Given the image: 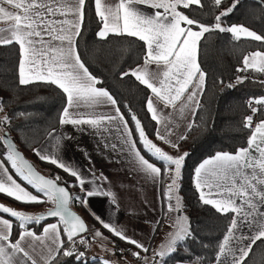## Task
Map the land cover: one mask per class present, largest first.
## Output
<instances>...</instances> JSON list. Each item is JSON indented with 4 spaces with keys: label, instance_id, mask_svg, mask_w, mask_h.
Instances as JSON below:
<instances>
[{
    "label": "snow or ice",
    "instance_id": "1",
    "mask_svg": "<svg viewBox=\"0 0 264 264\" xmlns=\"http://www.w3.org/2000/svg\"><path fill=\"white\" fill-rule=\"evenodd\" d=\"M213 2L219 7L223 0ZM239 2L234 0L214 17L212 25H206L180 10L181 7L186 10L193 6L202 8V0H115L114 3L94 0L95 15L102 24L96 35L101 40H107L110 35L129 36L138 38L145 45L143 63L119 75L121 79L131 76L150 90L151 94L146 97V110L156 123L158 141L173 148L178 146L171 140L174 133L170 118L158 105L178 111L181 115L189 110L193 116L200 107L199 97L205 88L206 73L200 66L199 46L206 33L219 31L230 33L234 41L250 39L264 43V35L243 24L222 25V19L232 13ZM259 4L264 10V0H259ZM145 7L152 11L145 12ZM85 8L86 0H0V22L6 25L0 27V46L18 45L19 85L44 83L61 90L66 103L58 117L60 125H86L101 137L105 134L113 137L117 142L109 144L105 140V148L119 149L139 172L153 182L161 181L162 177L168 179L162 195L165 215L176 214L173 231L167 234L165 243L153 250L152 258L154 264H166L165 258L178 250L180 242L193 235L178 194L182 168L189 154L185 152L173 156L158 146L148 137L144 125L134 113H131V120L135 129H131L116 98L108 89L99 86L103 81L90 72L78 50ZM152 65H155V70H152ZM249 70L264 74V51L256 50L243 55L242 66L237 71L245 73ZM247 79V76L236 77L239 84ZM228 87L235 85L229 84ZM101 105H110L114 114L81 111ZM247 107L252 113L243 119V127L251 132L247 146L238 148L234 153L216 152L194 169V187L199 201L211 206L217 214L231 215L217 244L215 264H247L254 246L258 242L264 243V119L254 122L255 114L264 110V96L250 98ZM3 111L4 101L0 98V112ZM194 123L188 124L189 130ZM10 124L9 115L0 116V145L5 148L0 153V194L15 202L50 203L52 207L45 213L32 215L0 204V264H56L60 255L83 262L85 252L78 251L77 245L90 247L84 235L88 227L71 210L70 204L77 200L87 205V198L106 197L115 206L118 203L116 194L105 190L99 183L92 190L86 189L89 181L79 171L62 162L57 154L47 152L44 146L34 148L33 152L41 161L57 166L75 179L85 198L74 197L67 187L60 184V176L49 178L42 175L24 157L4 131ZM134 132L138 140L134 138ZM54 133L55 129L48 136L52 137ZM55 139L58 147L61 138L56 136ZM179 139H186V136ZM150 158H155L162 166H157ZM9 168L13 171L10 172ZM17 178L35 189L37 194L27 190ZM106 179L102 174L97 178ZM3 214L18 222L19 231L15 239L14 221L4 218ZM48 217L57 220L46 223L41 233L29 227L33 223L40 224ZM95 218L115 237L138 249L131 255L148 264V257L141 256V251H150L145 244L127 236L123 229L104 222L98 215ZM159 224L158 221L157 228ZM244 228L248 229L247 233ZM99 237L102 233L96 230L94 238ZM65 238L69 246H66ZM103 264L112 262L104 259ZM260 264H264V257H261Z\"/></svg>",
    "mask_w": 264,
    "mask_h": 264
},
{
    "label": "trees",
    "instance_id": "2",
    "mask_svg": "<svg viewBox=\"0 0 264 264\" xmlns=\"http://www.w3.org/2000/svg\"><path fill=\"white\" fill-rule=\"evenodd\" d=\"M233 2L234 0H223L221 6L217 7L213 0H202V8L193 6L186 10L181 7L180 10L200 23L212 25L215 22L214 17ZM221 23L224 27L243 24L258 34L264 35V10L258 3L243 0L232 13L222 19ZM100 26L99 19L94 12V0H86L85 21L81 36L78 38V50L81 57L90 72L103 81L99 86L108 89L116 98L131 129H135V124L131 120V113H134L144 125L148 137L153 139L155 122L151 120L146 110V97L150 95V91L135 81L133 77L121 79L119 75L143 61L145 45L137 38L129 36L110 35L107 40H101L96 35ZM256 50L264 51V43L250 39L234 41L230 33L212 31L206 33L201 39L199 62L206 73L205 88L199 99L200 107L193 118L194 126L188 129L185 134L186 139L180 140L177 146L182 153L189 154L182 168L179 195L182 198V210L189 218L193 235L180 242L178 250L165 258L166 264H213L215 262L217 244L225 233L231 215L217 214L211 206H205L199 201L194 187V169L216 152L234 153L238 148L247 146V138L251 132L243 127L242 121L247 111L246 99L250 96L264 95V84L249 79L239 84L236 77L237 68L242 66L243 55ZM18 62V45L0 46V98L4 101L3 112L11 118V124L5 127V131L9 133L19 150L33 156V149L45 139L50 131L58 127V117L66 100L61 90L53 85L44 83L19 85ZM229 84L235 87L229 88ZM261 117H264V111L261 112ZM133 134L136 136L135 132ZM4 151V146L0 145V153ZM150 159L156 161L153 158ZM31 160L40 172L48 170L49 177L60 176V184L67 187L74 197L84 198L75 179L68 173L51 163L34 158ZM158 163L162 166L161 162ZM9 170L13 171L11 168ZM20 181L32 191L31 186ZM0 199H7L25 208L39 205L15 202L4 194H0ZM161 200L160 224L158 228L156 226L152 240L159 234L165 220L162 193ZM70 205L77 208L79 211L75 210L78 213L84 214L87 220L89 218L91 224L97 225L83 203L73 200ZM48 221L56 220H44L40 224L33 223L29 227L38 229ZM13 229V238H15L19 231L18 222L14 221ZM103 233L114 244L124 243L105 230ZM65 244L69 246L66 238ZM85 249L86 246L77 245L78 251ZM113 250L117 256L123 257L122 253L116 250L115 245ZM261 257H264V243L258 242L247 264H260ZM141 263L144 264V262ZM56 264H103V260L87 255L81 262L75 260L74 257L60 255Z\"/></svg>",
    "mask_w": 264,
    "mask_h": 264
},
{
    "label": "crops",
    "instance_id": "3",
    "mask_svg": "<svg viewBox=\"0 0 264 264\" xmlns=\"http://www.w3.org/2000/svg\"><path fill=\"white\" fill-rule=\"evenodd\" d=\"M108 2L114 3L115 0H108ZM143 10L145 12L152 11L146 7L143 8ZM0 27H6V25L3 22H0ZM101 27L102 24L100 28ZM142 63L143 61L139 64ZM151 68L152 70H155V65H152ZM158 108H161L164 115L170 118L174 133L171 136V140L173 143L178 145L180 142L179 138L181 136H185L186 132L188 131V124L193 121L194 116L192 115V112L185 110V112L181 115L178 111L172 109H163L162 105H158ZM81 111H96L114 114V109H112L110 105H101L95 109H81ZM262 119H264V117ZM56 136L61 138L58 147H56ZM105 140H107L109 144L117 142L113 137H108L106 134L104 137H101L94 129L86 125L73 126L59 124L55 129L53 136L49 137L47 134L45 139L36 148L44 146L47 152L57 154L62 162L79 171L80 174L87 181H89V183L85 185L86 189L92 190L96 186V183H99L105 190H111L116 194L118 203L115 206L110 203V198H87L88 203L87 205L84 204V206L93 220L97 222V225H94L93 223L89 224L85 218L83 219L86 223L88 222L87 226L91 229V232L95 233L96 230H99L104 238H94V236L92 237L88 228L85 238L88 240L90 247H86V249L83 251L85 252V256L88 255V249H91V256H94V258L97 257L104 260L106 258H111L110 256L112 254L117 257V261H119L120 264H130L125 258L115 254L113 250L114 242L103 233V230L109 232L110 234L112 233L108 229L103 228L102 224L98 222V220L95 218V216L98 215L104 220V222L111 223L115 227L123 229L127 236L145 244V246L148 247L150 251L148 253L141 251L142 257L147 256L148 264H152L153 250L158 249L162 243H165L168 239L167 234L173 231L172 223L174 218L171 217V215H165V220L159 234L154 238V240H152L154 229L156 228L157 222L160 221L161 217V193H163L165 189L167 178H164V180L161 179L159 182H153L152 179L139 172L133 166L128 156L122 154L119 149L113 151L110 147L105 148ZM152 140L173 156L183 154L178 149V147L173 148L170 144H164L163 142L158 141L156 136ZM33 157L35 159H39L35 153ZM146 158L149 157L146 155ZM150 161L156 163L157 166H160L158 163L159 161H153L151 159ZM101 174L107 179L97 180V178L101 177ZM17 180L22 184V186L26 187L25 184H23L19 179ZM27 190L29 189L27 188ZM83 194L85 198V193L83 192ZM8 206L12 208L15 207L12 204H8ZM79 214L84 217L83 214ZM183 214H185V212H183ZM3 217L9 218L8 214H3ZM55 222L56 221L45 222L38 229L34 227L30 228L39 234L42 232V227L46 223ZM243 231L247 233L248 229L244 228ZM116 238L121 242L126 243L120 238ZM93 240H95V242H93ZM157 260H159L158 257ZM139 261L143 262V260ZM213 264H215V262Z\"/></svg>",
    "mask_w": 264,
    "mask_h": 264
},
{
    "label": "rangeland",
    "instance_id": "4",
    "mask_svg": "<svg viewBox=\"0 0 264 264\" xmlns=\"http://www.w3.org/2000/svg\"><path fill=\"white\" fill-rule=\"evenodd\" d=\"M2 115H5V113L4 112H0V116H2ZM126 119V118H125ZM127 120V119H126ZM4 131H5V129H4ZM134 137H135V139H137L138 140V136L136 137L135 135H134ZM139 147H141L142 148V146L141 145H139ZM161 147V146H160ZM163 148V147H162ZM164 149V148H163ZM146 154V153H145ZM30 161H32L31 159H33L34 157L30 154V153H25L24 154ZM147 155V154H146ZM35 159V158H34ZM41 173H43L44 175H46V176H50V172L48 171V170H41ZM169 181H168V179H167V183H168ZM166 183V184H167ZM79 189H80V187H79ZM80 191H81V189H80ZM31 192H33V194H37L36 193V191H35V189H32V191ZM0 204H4V205H6V206H8V204H12V205H14L15 207H14V209H16V210H20V211H24V212H26V213H29V214H32V215H36V214H39V213H42V212H44L45 210H47L48 208H50V207H52V205L50 204V203H39V205H37L36 207H32V208H25V207H21V206H17V204H13V203H11V202H9V201H7V199L6 200H4V199H0ZM74 210L76 209L77 210V208H74L73 206H71ZM77 211H79V210H77ZM80 213V212H79ZM186 214V213H185ZM184 214V215H185ZM175 213H173V214H171V217H175ZM83 218H85L86 219V217H85V215L83 214ZM187 216V215H186ZM88 218V217H87ZM87 220V219H86ZM88 222H89V224H91L90 223V221H89V218H88V220H87ZM87 222V223H88ZM90 226V225H89ZM89 228V227H88ZM162 228V227H161ZM89 233H91V236L93 237L94 236V232H91V229L89 228ZM102 238H104V236H102ZM93 242H95V240H93ZM126 245V248L125 249H122V250H124V252L122 253V255H123V258H125L126 259V261L127 262H129L130 264H142L141 262H138L137 261V258L136 257H134V256H132L131 255V252L132 251H137V249L134 247V246H132V245H130V244H125ZM116 248V247H115ZM117 249V248H116ZM88 256H90V257H92V258H94V256H91V249H88ZM141 256H142V254H141ZM111 258H106L107 260H109L110 262H112V264H120L119 263V261H117V257L115 256V255H112L111 254V256H110Z\"/></svg>",
    "mask_w": 264,
    "mask_h": 264
},
{
    "label": "built area",
    "instance_id": "5",
    "mask_svg": "<svg viewBox=\"0 0 264 264\" xmlns=\"http://www.w3.org/2000/svg\"><path fill=\"white\" fill-rule=\"evenodd\" d=\"M237 76H247L249 80H252V81H255V82H259V83H261V81H264V74L252 72L251 70H249L248 72H245V73H240V72L237 71ZM262 84H264V83H262ZM262 96H264V95H260V96H250V97H248L246 99V108H247V111H246L245 115L243 116L242 121H243V119H244L245 116L252 114L250 112L249 108L247 107V103H248L249 99L252 98V97L259 98V97H262ZM262 111H264V110H262ZM262 111H260V112H258V113L255 114V116H254V122H258L260 119H262V117H261V112ZM114 245L117 248L116 250L119 253H123L124 250H123V252H121V250L126 248V245L124 243H115Z\"/></svg>",
    "mask_w": 264,
    "mask_h": 264
},
{
    "label": "water",
    "instance_id": "6",
    "mask_svg": "<svg viewBox=\"0 0 264 264\" xmlns=\"http://www.w3.org/2000/svg\"><path fill=\"white\" fill-rule=\"evenodd\" d=\"M240 1H243V0H240ZM250 1H252V2H255V3H258L259 4V0H250ZM7 132V131H6ZM7 134H8V137L12 140V138H11V136L9 135V133L7 132ZM13 141V140H12ZM14 142V141H13ZM15 143V142H14ZM18 149V148H17ZM19 150V149H18ZM23 155H24V153L21 151V150H19ZM24 157L27 159V160H29L25 155H24ZM30 161V160H29ZM31 162V161H30ZM32 163V162H31ZM33 164V163H32ZM33 166L35 167V165L33 164ZM36 168V167H35ZM36 170L37 171H39L37 168H36ZM40 172V171H39ZM41 173V172H40ZM42 175H44L43 173H41ZM44 176H46V175H44ZM46 177H49V176H46ZM49 178H51V177H49ZM62 186H64V185H62ZM70 208H71V210L73 211V212H75L77 215H79L82 219H83V217L76 211V210H74L72 207H71V205H70ZM47 210H45L44 212H42V213H45ZM39 214H41V213H39ZM39 214H37V215H39ZM46 220H57V218H53V217H48V218H46ZM84 220V219H83ZM84 222H85V220H84ZM85 224L87 225V223L85 222ZM88 227V226H87ZM86 234V233H85ZM84 234V235H85Z\"/></svg>",
    "mask_w": 264,
    "mask_h": 264
}]
</instances>
